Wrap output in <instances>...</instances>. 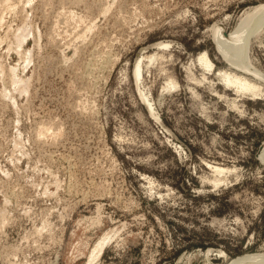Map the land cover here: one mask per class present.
<instances>
[{"label":"rangeland","instance_id":"rangeland-1","mask_svg":"<svg viewBox=\"0 0 264 264\" xmlns=\"http://www.w3.org/2000/svg\"><path fill=\"white\" fill-rule=\"evenodd\" d=\"M260 4L0 0V264L263 255L264 96L217 72L264 81L229 67L212 36ZM249 48L264 72V26Z\"/></svg>","mask_w":264,"mask_h":264},{"label":"bare ground","instance_id":"bare-ground-1","mask_svg":"<svg viewBox=\"0 0 264 264\" xmlns=\"http://www.w3.org/2000/svg\"><path fill=\"white\" fill-rule=\"evenodd\" d=\"M5 5H8L7 2L6 4H4V6ZM263 26H264V4H260L250 9L249 11L245 12L244 15H242V17L238 20L236 26L234 27L232 31L226 33L224 28H221L220 26H218L216 28L217 31L213 32L212 34L213 39L216 44V50L218 54L226 61V63L229 64L228 65L229 67L237 69L238 71L242 73L253 75L257 79H260L262 81H264V72H259L255 70L256 68L254 67L253 63L250 61V58H249V49H250L249 45H250L251 38L255 36L256 34H258L263 29ZM221 30H223V32H221ZM25 35L26 33H23L22 38ZM154 59H155V55H151L150 57H148L149 63H151ZM139 60L136 62V65H135V74H136V77L138 78H140V73H141L140 72L141 60L140 61ZM198 61L208 70H210L213 66V63L210 61V59L208 58L205 52H203L200 55V57L198 58ZM217 75L223 80V82H225L227 85H230V87L234 88V91H236L237 93L251 95L253 97L254 96H264V91L261 89V87L255 84L254 82L248 80L243 75H240V74H237L236 72L228 71L225 69L217 72ZM176 87H177V83L176 81H174L173 78L172 80L169 79V82L165 86L166 90L167 89L172 90ZM163 90H164V87H163ZM258 155H259L258 158H260V160H264V144L261 147ZM214 172L216 174H220L218 176V179L216 180L219 182V180L223 181L224 179V178L220 179L219 177L222 174H223L222 177H224V174L226 175L228 173V169L223 168V167H214ZM229 172L231 171L229 170ZM95 248L92 251L93 254H94ZM246 262H249V264L250 263L264 264V254L263 255L254 254V255L241 256L239 258L231 260L229 264H245Z\"/></svg>","mask_w":264,"mask_h":264}]
</instances>
